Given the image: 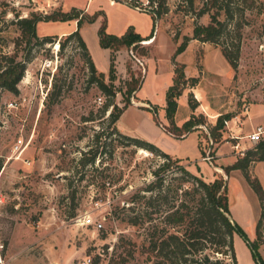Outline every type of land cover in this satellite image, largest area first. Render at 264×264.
Returning <instances> with one entry per match:
<instances>
[{
    "label": "rangeland",
    "instance_id": "rangeland-1",
    "mask_svg": "<svg viewBox=\"0 0 264 264\" xmlns=\"http://www.w3.org/2000/svg\"><path fill=\"white\" fill-rule=\"evenodd\" d=\"M157 2L137 1L143 8L138 10L131 2L115 5L109 0H0V51L14 50L20 35L15 20L21 16L78 13L84 20L80 33L98 70L115 87L114 102L119 107L127 102L117 129L177 155L191 172L204 177L214 169L215 176L213 164L218 165L213 149L216 143L230 138L224 123L215 126L217 110L232 115L230 125L232 118L239 116L237 157L253 146L245 137L248 121L241 128L246 119L241 113L251 104L264 103V11L252 8L245 12L248 22L241 29L238 66L233 69L220 45L213 42L200 46L191 41L176 52L183 36L191 34L195 21L207 23L209 15L194 17L180 0H167L168 11L157 17L151 11L156 10ZM74 4L86 6L85 11L69 6ZM195 6H199L198 0ZM103 23L107 32L117 35L128 27L141 36L153 33V41L139 40L112 55L99 43L98 30ZM74 25L76 28L75 18L42 19L36 24V33L39 37L56 35L71 31ZM64 37L58 35L34 46L33 57L18 82V93L0 89V264H151L142 246L144 225L126 219L134 213L129 206L133 204L132 193L153 178L151 171L163 158L118 135L115 122L110 120L111 107L101 109L108 96L88 81L82 47L74 37ZM60 38L65 40L63 47L59 46ZM21 52L19 48V57ZM173 59L181 65L183 77L194 75L198 81L186 87L184 96L180 93L174 97L171 110L166 90L173 82ZM128 85L134 90L127 96ZM53 88L59 98L46 103ZM188 91L197 100L195 108L187 101ZM141 102L145 106L137 105ZM192 116L196 123L187 130L182 124ZM263 120L254 117L252 122ZM166 128L175 129L174 135ZM90 147L97 148L95 162L82 166L79 158ZM209 148L211 162L202 159ZM253 163L248 167L250 174ZM237 179L229 182L231 203L238 189ZM259 210L258 204L256 220ZM87 214L95 221L103 217L102 226L85 224ZM261 226L263 242L264 217ZM234 248L239 264H251L250 248L238 234Z\"/></svg>",
    "mask_w": 264,
    "mask_h": 264
},
{
    "label": "trees",
    "instance_id": "trees-1",
    "mask_svg": "<svg viewBox=\"0 0 264 264\" xmlns=\"http://www.w3.org/2000/svg\"><path fill=\"white\" fill-rule=\"evenodd\" d=\"M137 1L139 0H129L134 6H138ZM180 1L187 6L188 11L192 12L194 17L207 13L210 19L207 23L195 21L192 34L183 36L176 52L184 49L191 38L213 42L220 45L230 66L236 69L240 55L241 29L248 22L245 12L252 8H257L258 12L264 11V1L198 0L199 6H195L196 0ZM152 11L160 17L162 12L168 11L167 0H158L156 10ZM69 18L76 19L77 27L64 34V39L74 37L82 47L89 70L88 81L97 84L100 90L108 96L101 109H109L110 106V120L115 122L127 102L120 107L114 102L115 87L111 82L105 81L103 73L96 69L86 42L79 31L84 20L82 16H78V13L72 15L66 11H60L53 15L31 14L17 18L15 22L20 28V35L14 41V50L12 52L0 51V89L18 93V82L24 74L26 63L33 57L34 46H42L46 41L58 36V34H47L39 37L36 33L37 22L42 19ZM152 35L153 33L150 34ZM98 38L100 45L108 47L112 55L123 46L142 39H150H145L147 37L141 36L129 27L120 35L107 32L105 23L99 27ZM65 40L62 41L61 38L58 40L60 47L64 46ZM19 48L22 50L20 57L18 56ZM172 63L174 65L173 82L166 90L167 106L171 110L175 105L174 97L182 93L184 88L194 86L198 81V77L194 75L183 77L181 65L175 59ZM110 75L113 77L111 72ZM133 90L134 87L128 85L127 96ZM47 95L46 103L49 104L59 98V93L54 91V88ZM187 101L192 108L196 107L197 100L192 97V91H188ZM225 114L221 113L217 116L216 127L223 125V120L232 116L231 114L225 116ZM170 117L173 122L172 116ZM193 118L194 116L182 124L187 130L196 123ZM174 127L179 129L176 125ZM166 129L174 134L175 129ZM114 130L119 136L135 145L148 148L163 158L152 169L153 178L132 193L131 202L133 204L129 206L134 213L128 215L126 219L129 223L144 225L145 243L142 246L151 264H238L233 243L234 233L238 234L250 248L255 264H264L259 252V245L263 238L261 218L264 217V188L257 176L248 171L251 163L264 160V135L252 147L244 150L243 155L238 156L232 164L223 166L227 174L231 169H240L259 200V217L255 225L256 236L250 239L245 229L230 215L228 185L221 174L215 173L212 179H204L201 175L191 172L178 158L162 150L153 142L122 133L117 127H114ZM97 152V148L90 147L79 158L80 164L82 166L93 165ZM70 197L74 199L73 192Z\"/></svg>",
    "mask_w": 264,
    "mask_h": 264
},
{
    "label": "crops",
    "instance_id": "crops-1",
    "mask_svg": "<svg viewBox=\"0 0 264 264\" xmlns=\"http://www.w3.org/2000/svg\"><path fill=\"white\" fill-rule=\"evenodd\" d=\"M139 1H141L143 3L148 2V0H139ZM109 3L110 4H115V5H117V4L129 5L128 4L129 1H127V0H109ZM69 6H76L78 8L83 9V11H85V8H86V6L82 7V6H78V5H75V4L74 5H69ZM132 7L134 9H138V10L142 9L143 10V8H140V7H137V6H132ZM74 28H75V25L70 30H73ZM79 31H80V29H79ZM119 31H122V30H119ZM66 33H68L66 30H62L61 32H59L57 34L58 35H64ZM191 34H192V32H191ZM191 34H189V35H191ZM81 36H82V34H81ZM142 36H144V35H142ZM152 36H150V34H148V35H146L144 37H147L145 39L150 38L149 40H151ZM191 41L199 43L200 46H201V44H205L206 43L205 41H201V40H198L196 38H191L188 41V43L191 42ZM88 50H89V48H88ZM89 52H90V50H89ZM90 55H91V53H90ZM91 58H92V60H93V62L95 64L96 69L98 70L96 62H95L94 58L92 57V55H91ZM192 88H194V87H192ZM186 89H188V88H184L182 93H181L183 96L186 93ZM135 102L136 101L134 100V103ZM263 104L264 103H262L261 105L260 104L259 105L258 104H251L249 109L247 107L246 111L245 110L242 111L241 114L246 119L244 120V118H243L244 121H242L243 126L241 128H244V125L246 126V121H248V125H247V129L248 130H247V132L245 134H247V133L251 132L252 130H254L257 125H264V120L262 122H257L255 124H253V122H252V119L254 117H263L264 118V105ZM137 105L145 106V105H143L142 102L138 103ZM202 105H203V103H202ZM215 113H216L215 114L216 116L218 114H221L219 110H217ZM235 116H236L235 118L234 117L232 118L233 122L231 121V123H232L231 125H230V123L228 121L229 128H227V127L226 128L230 131V134L233 133V135L237 136V137L230 136V138H235L234 142L230 138L229 139L225 138V140L223 142H219V143L215 144V147L213 149L214 153L212 155L214 157L215 163L218 166H215L213 164V167L216 168V170H217L215 172H217L218 174H221L227 181L228 197H229V210H230L231 217L234 218L244 229H246L245 231L247 232V234H248L250 239H254L255 236H256V234H255V225H256V218H257L256 206H258V204H259L258 203V198L256 197V194L253 192V190L251 189L249 184L244 180V178L242 176V172H241L240 169H238V168L231 169L230 172L227 174L225 172L224 168H223V166L232 164L237 159V154L236 153H238V151H239V149H236V148H238V144L235 142L238 138H240L239 136H241V135H237V133H236L237 129H238L236 127L237 126L236 118H239V116L238 115H235ZM117 120H118V118L116 119L115 124H116V127L119 128L118 125H117ZM188 133H189V131L186 134H184L182 137L186 136ZM235 146H236V148H235ZM241 147L244 148L243 146H241ZM233 149H236L237 151L232 152ZM209 150H210V148H209ZM166 152H168V151H166ZM172 156L178 158L179 161L182 164H184V161H182V159L180 157H178L177 155H173V154H172ZM189 170H191V169L189 168ZM252 173L257 176V178L260 180V182H261V184H262V186L264 188V160H258V161H255L253 163ZM201 176L203 177V175H201ZM213 177H214V169H213V172H212L211 175L204 176L203 178L204 179H212ZM234 177L238 178L237 180H238L239 184H238V189L236 190V194L234 196V200L231 203V193H230V190H229V182H230V179H233ZM256 202H257V204H256ZM236 236H237V234L234 233V235H233V243H234V239H235ZM259 252L262 255V257L264 258V241L262 243H260V245H259ZM237 262H238V259H237ZM238 264H239V262H238ZM251 264H255V261L252 260Z\"/></svg>",
    "mask_w": 264,
    "mask_h": 264
},
{
    "label": "built area",
    "instance_id": "built-area-1",
    "mask_svg": "<svg viewBox=\"0 0 264 264\" xmlns=\"http://www.w3.org/2000/svg\"><path fill=\"white\" fill-rule=\"evenodd\" d=\"M145 3H148V2H145ZM137 7H139V6H137ZM136 60H137L138 64L143 66V62L141 59L136 57ZM97 101L99 103L102 102V97L100 95L97 97ZM246 110H247V107H245V111ZM235 117L236 116H234V118ZM223 123H224L225 127L229 128L228 119H224ZM263 135H264V125H257L254 130L245 134V137L250 141L251 144L254 145ZM230 136H234L233 133H231ZM234 137H237V136H234ZM202 159H205V160H208L211 162V155L209 154V149L207 150L206 154L202 156ZM102 218L103 217H101L100 219L98 218L97 221H95V219L91 215L87 214L86 216L83 217V221L85 224H94L96 227H101L102 226ZM88 262H89V258L87 259V263Z\"/></svg>",
    "mask_w": 264,
    "mask_h": 264
},
{
    "label": "bare ground",
    "instance_id": "bare-ground-1",
    "mask_svg": "<svg viewBox=\"0 0 264 264\" xmlns=\"http://www.w3.org/2000/svg\"><path fill=\"white\" fill-rule=\"evenodd\" d=\"M153 40H143L144 43H150L152 42Z\"/></svg>",
    "mask_w": 264,
    "mask_h": 264
}]
</instances>
